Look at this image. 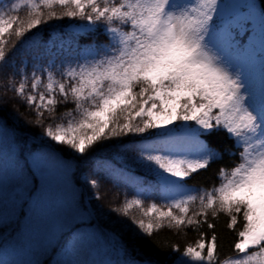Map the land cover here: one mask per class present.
Segmentation results:
<instances>
[{
    "label": "snow or ice",
    "instance_id": "6c2138e0",
    "mask_svg": "<svg viewBox=\"0 0 264 264\" xmlns=\"http://www.w3.org/2000/svg\"><path fill=\"white\" fill-rule=\"evenodd\" d=\"M221 3L0 0V107L9 101L24 104L34 116L25 123L41 130L35 139L47 141L48 148L25 154L17 151L14 136L7 143L0 140V229L22 228L30 239L43 237L53 248L67 237L66 258L56 264H95L87 259L93 237L75 223L80 209L67 199L65 188L49 189L45 198L41 176L53 166L68 170L56 151L60 146L78 157L105 148L112 155L94 158L97 176L130 178L135 165L156 181L154 188L138 184L136 198L112 209L121 217H129L132 209L141 212L139 219L131 216L127 236L114 233L117 251L125 257L117 264H160L143 244L166 253L153 238L164 229L199 236L183 250L170 246L179 254L178 264H264V76L257 97L238 60L248 52L253 27V17L244 15L247 0L232 20L221 16ZM251 4L259 18L264 67V0ZM64 19L79 22L75 35L84 29L106 42L49 41L18 63L12 59L6 34L20 41L33 29ZM5 150L10 168L4 164ZM225 154L228 163L218 168L215 183L187 185ZM86 182L100 185L98 178ZM150 188L162 205L144 207ZM94 199L101 197L97 193ZM221 215L235 235L228 252L220 245L217 225L209 222ZM13 248L39 255L24 240Z\"/></svg>",
    "mask_w": 264,
    "mask_h": 264
},
{
    "label": "trees",
    "instance_id": "16d2710c",
    "mask_svg": "<svg viewBox=\"0 0 264 264\" xmlns=\"http://www.w3.org/2000/svg\"><path fill=\"white\" fill-rule=\"evenodd\" d=\"M59 11L60 9L57 8V12ZM68 22V19L52 21L49 26H41L39 29H33L20 41L15 40L14 37H8L6 34L5 39L11 40V44L8 45L9 50L15 53L12 59L18 63L21 59L27 58L38 46L43 48L44 43L49 41L54 44H59L61 40L72 42L78 40L81 45H86L94 40L96 41L98 33L95 35L85 33L77 36L68 30ZM104 39L103 36H99L100 42H103ZM17 80H19V77H17ZM7 95L11 97L12 93L9 92ZM0 119L10 124L20 136L31 138L34 141H36V135L41 131L39 128L25 123L27 120L34 119V116L33 113L27 110L25 105L19 101H9V103L0 107ZM202 139H204V137H202ZM217 139H219V137H217ZM208 142L212 143L211 140ZM107 143L110 144L112 142L109 141ZM213 146L216 147L217 145L213 144ZM226 147L230 148L231 144L228 143ZM58 151L61 155L75 158L80 173H87L89 178H98L100 180V185L97 188L101 197L100 200L90 198L88 194L90 192L89 186H85L84 183L81 184L83 189V201L87 200L91 205L90 219L86 222L78 223L81 224V232L88 233L90 238L91 236L93 237L91 238V248L87 259L89 261H94L95 264H117V260H123L125 257L123 253L118 252L112 245L111 238H114L117 242L119 237L114 233L127 236L128 226L131 225V216L135 215L139 219L141 217V212L138 209H132L130 210L129 217H121L118 215V212L112 211V209L121 208L126 199L132 200L136 198L138 184H144L145 186L151 185L152 188H154L156 181L151 175L146 173V170L140 169L135 165H131L130 178L128 175L108 176L106 174H100L97 176V174L93 172L94 158H111V149L101 148L83 157L73 156L70 150L65 147H59ZM227 163L228 158L227 154H225V159L223 161L212 163L209 169L202 170L193 175L186 183L197 188L206 187L215 183L218 168L222 164ZM79 182V179H76V183ZM150 190L151 192L148 198L144 200V207L146 208L153 202L157 203L158 206L162 205L164 201L157 195H154L151 188ZM226 220L227 218L223 215L215 220L211 217L209 218V222H213L217 225L216 232L220 245L225 252H228L230 245L235 240V235L227 229ZM121 221H123V223H121ZM237 227H240V225ZM153 238L161 248L166 249V253L161 252L154 245L147 242L143 244L144 249L156 258L160 264H178L180 259L179 254L172 251L170 246H178L183 250L188 244L194 243L199 236L192 231H188L187 235H185L184 232L176 233L175 230L170 232L164 229L154 233ZM67 239L68 238L65 237L56 248L45 255L41 259L42 264H56V261L65 259L67 250H65L64 244ZM137 254H141L139 248H137ZM81 259H83V257H81Z\"/></svg>",
    "mask_w": 264,
    "mask_h": 264
},
{
    "label": "rangeland",
    "instance_id": "374dc122",
    "mask_svg": "<svg viewBox=\"0 0 264 264\" xmlns=\"http://www.w3.org/2000/svg\"><path fill=\"white\" fill-rule=\"evenodd\" d=\"M245 3L246 0H222L220 9L221 16L225 18V20H232L234 17L238 18L241 15L240 8L241 6L245 5ZM246 6L248 8V11L244 13V15L253 17V27L251 29V35L248 40V52L242 56H239L238 60L245 65L248 78L253 86L254 91L257 93V97H259L261 80L262 76H264V67L261 66L259 60L262 48L259 18L256 10L252 7L251 0H247ZM77 23L79 22L69 21L67 25L71 24L72 26H68V30L75 34L77 30ZM80 31L81 34L86 33V30L84 29H81ZM99 36L103 35L99 33L97 34V42H100ZM103 42H106V38ZM0 124L3 125V127L0 128V140H2L4 143H7L14 136L18 141V152L20 149H24L25 154L30 150H48V148L46 147L47 141H45L44 144H41L39 139H36V141H34L31 138L20 136L10 124L1 119ZM60 147L64 148L63 146ZM58 148L56 149L57 153L68 163L69 167L68 170H65L63 168H57L53 166L47 173L41 176V187L45 190V198H47V191L49 189L54 191L57 188H65V195L67 199L72 201L80 209V216L78 217L77 221H75V223L86 222L90 219L91 211L89 210V207H86L84 204L83 189L81 184L84 183L85 186H89L90 192L88 194L89 197L93 199L95 194H99V191L97 189L98 187L93 188L89 183H87L86 180H89L91 178H89L87 173L79 172V167L76 163V159L73 157H66L64 155H61L58 151ZM4 157L5 167L10 168L12 165L10 160L7 159L6 150L4 152ZM32 166L34 169H37V164L35 161L33 162ZM76 179H79L80 182L76 183ZM66 180L67 183L65 184ZM35 183H39V172L36 176ZM187 185L189 187H192L188 183ZM150 192L151 190H149V194ZM196 206L197 205H194V207ZM85 208L87 209V211H84ZM25 211H27V208H25ZM238 219H240L242 223V218L238 217ZM21 224H27V219L25 217H21ZM30 235L31 234L29 232L23 230L22 228L5 227L3 229H0V264H25L26 261L35 258L41 260L45 255L49 254L54 249L48 244L45 238L41 237L38 240H32L30 239ZM17 240H24L26 243L30 242L32 244L33 250L36 251L39 255L33 257L31 255V249H14L13 245Z\"/></svg>",
    "mask_w": 264,
    "mask_h": 264
}]
</instances>
